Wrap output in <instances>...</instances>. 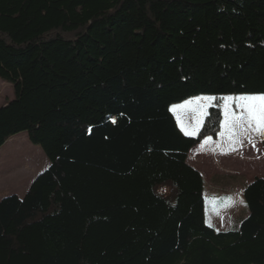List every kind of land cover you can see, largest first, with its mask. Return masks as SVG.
<instances>
[{
	"label": "trees",
	"instance_id": "obj_1",
	"mask_svg": "<svg viewBox=\"0 0 264 264\" xmlns=\"http://www.w3.org/2000/svg\"><path fill=\"white\" fill-rule=\"evenodd\" d=\"M0 78V149L27 132L51 161L0 201V264H264V178L217 230L188 163L221 97L264 94V0H0ZM200 95L187 136L171 107Z\"/></svg>",
	"mask_w": 264,
	"mask_h": 264
},
{
	"label": "crops",
	"instance_id": "obj_2",
	"mask_svg": "<svg viewBox=\"0 0 264 264\" xmlns=\"http://www.w3.org/2000/svg\"><path fill=\"white\" fill-rule=\"evenodd\" d=\"M189 101L193 103L188 104ZM212 103L213 101L211 105ZM181 105H185L181 110L174 109L175 105H172L171 111L181 130L183 127L191 132L197 127L199 115L192 109L198 104L195 98H190L181 102L179 106ZM209 107L205 109L199 131ZM225 110L224 104L223 121L218 138L208 137L211 138L210 140L206 138L201 144L195 146L188 156V163L204 178L207 219L209 224L217 230H228L238 225L239 222L234 221L233 217L235 211H242L245 213L244 217L247 214L241 196H244L246 187L257 177L264 178V135L249 130L247 133L238 132L236 136L230 138L224 127ZM240 112L241 110L238 109L235 111L237 114ZM186 117L192 118L193 125L189 126L185 120ZM198 132L187 136H196ZM206 140H208L207 143H205ZM229 197L231 200L226 199ZM3 198L0 197V201ZM223 212L226 214L223 215Z\"/></svg>",
	"mask_w": 264,
	"mask_h": 264
},
{
	"label": "rangeland",
	"instance_id": "obj_3",
	"mask_svg": "<svg viewBox=\"0 0 264 264\" xmlns=\"http://www.w3.org/2000/svg\"><path fill=\"white\" fill-rule=\"evenodd\" d=\"M15 96L14 85L0 78V107L15 99ZM201 96L212 95H200L192 97L191 99ZM227 96L235 98L242 95L232 94ZM205 103L207 102H199V104ZM239 103L241 102L235 99L231 101L224 100V104L225 106L227 105V111L229 112H235L237 111V109L243 111V109L237 107ZM173 105H175L174 109H182V107L179 106L180 103H176ZM197 106L198 105H196L195 107L194 105L193 109L197 108ZM185 120L188 122L189 126L193 125L194 123L191 117H186ZM50 165L51 161L45 154L44 150L41 148V146L36 145L30 141L27 132H22L13 136L0 149V197H7L10 195H18L19 197L25 196L35 178L44 170L49 168ZM241 198L244 203L242 204L246 209L245 212L248 213L245 198L243 195L241 196ZM235 212V214L232 213L234 221L241 222V220H243L244 218L245 213H242V211L240 210H236ZM224 214L226 213L223 212V215ZM229 215L230 214L227 212V216Z\"/></svg>",
	"mask_w": 264,
	"mask_h": 264
},
{
	"label": "snow or ice",
	"instance_id": "obj_4",
	"mask_svg": "<svg viewBox=\"0 0 264 264\" xmlns=\"http://www.w3.org/2000/svg\"><path fill=\"white\" fill-rule=\"evenodd\" d=\"M215 96H201L196 97L195 102H197L198 107L193 109L194 112L198 113L199 119L197 121V127L194 128L191 132L182 127V130L185 132V135L195 134L199 131V126L202 123V118L205 114V109L211 105V102L216 100ZM225 101H231L233 99L241 102L237 107L243 109L239 114L235 112L227 111V105L225 110V120L224 127L227 130V133L230 138L237 135V133H247L249 130L256 131L264 135V94L260 95H242L239 97H221ZM200 101H206L205 104H199ZM193 101H189L188 104H192ZM181 105L180 107H184ZM113 122H115L113 120ZM223 135V133H221ZM209 140L211 138H208ZM208 140L205 141L207 143ZM231 200V198H226Z\"/></svg>",
	"mask_w": 264,
	"mask_h": 264
},
{
	"label": "bare ground",
	"instance_id": "obj_5",
	"mask_svg": "<svg viewBox=\"0 0 264 264\" xmlns=\"http://www.w3.org/2000/svg\"><path fill=\"white\" fill-rule=\"evenodd\" d=\"M27 170V169H26Z\"/></svg>",
	"mask_w": 264,
	"mask_h": 264
}]
</instances>
